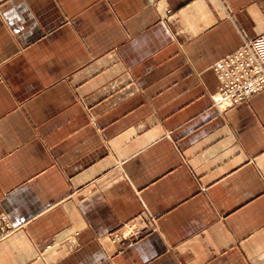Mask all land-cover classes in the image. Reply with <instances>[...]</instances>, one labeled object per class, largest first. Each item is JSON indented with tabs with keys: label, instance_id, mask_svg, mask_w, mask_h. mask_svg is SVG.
<instances>
[{
	"label": "crops",
	"instance_id": "crops-1",
	"mask_svg": "<svg viewBox=\"0 0 264 264\" xmlns=\"http://www.w3.org/2000/svg\"><path fill=\"white\" fill-rule=\"evenodd\" d=\"M264 0H0V264H264V90L213 64Z\"/></svg>",
	"mask_w": 264,
	"mask_h": 264
},
{
	"label": "built area",
	"instance_id": "built-area-1",
	"mask_svg": "<svg viewBox=\"0 0 264 264\" xmlns=\"http://www.w3.org/2000/svg\"><path fill=\"white\" fill-rule=\"evenodd\" d=\"M213 72L218 80L213 106L220 111H227L264 90V33L245 40L236 51L215 62ZM2 234L0 228V237Z\"/></svg>",
	"mask_w": 264,
	"mask_h": 264
},
{
	"label": "rangeland",
	"instance_id": "rangeland-1",
	"mask_svg": "<svg viewBox=\"0 0 264 264\" xmlns=\"http://www.w3.org/2000/svg\"><path fill=\"white\" fill-rule=\"evenodd\" d=\"M243 44V43H242ZM242 46V45H241ZM240 46V47H241ZM222 59V58H221ZM217 62V61H216ZM215 64V63H214ZM213 64V66H214ZM213 66H212V70H213ZM216 93V92H215ZM214 93V94H215ZM213 94V95H214ZM213 98V96H212ZM212 103H213V100H212ZM4 219V220H3ZM9 226V227H7ZM0 228L3 229V234L2 236L0 237V242L6 238H8L10 235H12L16 229V227L11 224V222L9 221V219L6 217L5 214H3L2 212H0Z\"/></svg>",
	"mask_w": 264,
	"mask_h": 264
}]
</instances>
